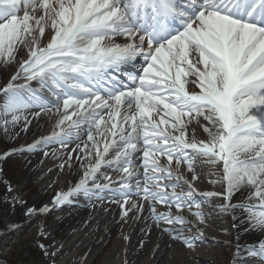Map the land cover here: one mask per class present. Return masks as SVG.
Here are the masks:
<instances>
[{
  "label": "snow or ice",
  "instance_id": "6c2138e0",
  "mask_svg": "<svg viewBox=\"0 0 264 264\" xmlns=\"http://www.w3.org/2000/svg\"><path fill=\"white\" fill-rule=\"evenodd\" d=\"M0 68L3 135L55 117L0 163L51 150L79 177L50 205L26 207L28 222L79 199L116 203L122 219L144 216L194 250L202 204L219 197L216 215L239 230L232 264H264V0H0ZM205 167L221 191L197 190ZM39 247L55 256L62 245Z\"/></svg>",
  "mask_w": 264,
  "mask_h": 264
},
{
  "label": "bare ground",
  "instance_id": "6f19581e",
  "mask_svg": "<svg viewBox=\"0 0 264 264\" xmlns=\"http://www.w3.org/2000/svg\"><path fill=\"white\" fill-rule=\"evenodd\" d=\"M2 78L1 83L8 79V75L5 73ZM54 120L55 117L47 123L41 121L39 126L33 120L28 133H21L19 138H10V141L14 143L20 142V145L23 146L31 143L35 138L50 134ZM202 138L205 139V134H203ZM49 151L50 154L45 159L42 152L23 154V156H31V160L27 162L30 167L28 171L35 169L37 166L36 160H44L45 164L39 173L43 176L41 183L44 185V190L48 189L49 191L52 189L49 195L46 194L49 198L47 200H37L35 206L50 205L56 193L67 191L79 178L75 174L68 173L67 166H65L64 171H61L59 164L62 163L63 158L57 159L55 155L51 154V150ZM3 163H0V167H3ZM197 171L202 175V180L197 181V190L201 192L216 191L212 188V184L208 182L210 178L216 179V176H209L207 167L198 168ZM26 174L29 175V172H26ZM216 186L219 188L218 191L222 190L221 185L217 184ZM32 192L35 193L36 189H33ZM37 195L38 198L43 196L40 193ZM217 198L213 202L202 204L206 206V209H202V211L208 214L206 216L207 226L203 228L205 242L198 244L194 250L187 249L181 243L170 241L167 236H162L160 231L155 228L150 220H146L144 216L137 218L130 213V219H122L119 205L109 202H104L105 205L102 206L100 211H98V208H90V205L85 200V205H79L78 203L71 206L65 205L60 209H54L59 213V217L51 223L49 228H44L47 225V221L40 217L22 226L23 230L20 232H31L38 238L41 237V230L45 233L50 231L49 236L46 233L47 242L53 245V249L50 252L61 245L62 248L55 253V256L48 255L49 260L54 262L66 261L65 264H82L84 260L87 261V264H172L173 261H175V264H216L215 261L211 262L212 257L215 255L213 246L215 244L223 245L225 242L230 246L231 242H235L239 231L232 227L233 222L230 216L216 215L219 211L214 209L215 205L213 204ZM238 198L239 193L234 197V202ZM75 206V212H82V215H88L84 220L81 218L83 222H81V219L79 221L76 218L74 219L72 216L75 215L66 218L68 211ZM159 210L166 211L167 209L159 206ZM185 215L186 218L194 219L191 213L185 212ZM46 217L48 220L50 218L49 214ZM222 221L225 222V226H221ZM119 225H121L119 233L113 240H110L107 235ZM149 228L151 232L146 234ZM65 231L68 233L67 235L63 233ZM257 235L252 233L247 240H242V243H255ZM125 236L128 237L127 241L124 239ZM67 237H69L67 242L55 243L56 239H66ZM141 238H143V247L140 244ZM170 243L172 244L171 248L169 247ZM157 245H159V248H157ZM215 251L219 259L223 257V249ZM225 251L229 255L227 263L232 264L236 251L233 252L230 248H225ZM250 259L253 258H246L247 264H258L256 259L255 262L250 263Z\"/></svg>",
  "mask_w": 264,
  "mask_h": 264
},
{
  "label": "rangeland",
  "instance_id": "374dc122",
  "mask_svg": "<svg viewBox=\"0 0 264 264\" xmlns=\"http://www.w3.org/2000/svg\"><path fill=\"white\" fill-rule=\"evenodd\" d=\"M1 74H0V83L2 81V77L5 74L2 68H0ZM206 135V134H205ZM20 146V142H11L10 138L3 135L2 132H0V153L4 151H8L13 147H18ZM31 160V157H17V158H9L7 162L5 163V169L3 170V173H0L1 176L3 174L7 175L8 180L6 181L4 179L5 176L1 177L0 179V196H3L4 198L2 201L0 200V217L2 214H7L8 211H6L5 207L10 209V206L12 205L11 201L7 200V197L4 195H7V185L8 184H16L15 187L18 189V192H23L21 193L22 196L25 197L26 200V194H27V199L29 200L28 205H34L36 201H41V199H48L49 197L46 195L50 193L52 189L48 191L44 190V185L41 183V180L43 178L42 175H39L40 173L39 168L41 167L42 163H40L39 160H36L35 163H37V166L35 169L32 171L30 170V167L28 166V163ZM26 172H29V175L26 174ZM7 182V184L5 183ZM14 187V188H15ZM25 188L28 190L25 191ZM21 189V190H20ZM33 189H36V192H32ZM38 193L43 195L42 197L38 198ZM45 195V196H44ZM47 196V197H46ZM16 207H21L22 205H18ZM219 210V209H218ZM75 215V216H72ZM73 217L74 219L76 218L78 221L82 218H86V215H82L79 212H74L69 215L70 217ZM16 218V217H15ZM57 218V217H56ZM68 218V217H67ZM81 219V220H82ZM19 220L18 222H16ZM83 220L81 222H83ZM0 259L1 262H5L6 264H19V260L22 261L21 264H52L51 260H49V256L46 255L48 260L44 259L42 260L43 256H41V252L39 253L37 250H35L34 246L39 247L40 244H44L49 250V246L46 244V238L43 239H35L36 237L34 236L33 233H23L20 232L23 229L21 228L24 223H22V219L16 218V221L13 224H10L9 227L6 225L8 224V221L6 220L4 223L2 222L3 220H0ZM10 223V222H9ZM19 227H15V226ZM121 228V225L117 226L114 228V230L109 233L107 236H109L110 240H113L116 236L117 233H119V230ZM4 229V230H2ZM50 232V231H49ZM47 232V233H49ZM65 235L68 233L65 231L63 232ZM108 238V237H107ZM69 237L65 239V242ZM40 240V241H39ZM224 247V248H223ZM225 248H230L231 251H236L234 247V243H231V245H227L224 243L222 246H217L215 245L213 248V253L215 255L212 257L211 262L213 263L215 261L216 264H228L227 262L229 261V255L228 252L225 251ZM224 250L223 252V257L219 259L218 255H216V251L219 250ZM39 254H38V253ZM45 256V255H44ZM210 260V258H209ZM60 262H54L53 264H59Z\"/></svg>",
  "mask_w": 264,
  "mask_h": 264
},
{
  "label": "trees",
  "instance_id": "16d2710c",
  "mask_svg": "<svg viewBox=\"0 0 264 264\" xmlns=\"http://www.w3.org/2000/svg\"><path fill=\"white\" fill-rule=\"evenodd\" d=\"M5 217H7V218H5V220L3 219L4 217H2V215H1V217H0V220H3V221H2L3 223H4L7 219L12 220V219L14 218V216L11 215V214H6ZM0 222H1V221H0ZM21 263H22V261L19 260V264H21Z\"/></svg>",
  "mask_w": 264,
  "mask_h": 264
}]
</instances>
